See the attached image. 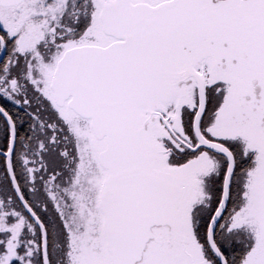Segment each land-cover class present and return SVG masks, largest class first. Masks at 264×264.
Wrapping results in <instances>:
<instances>
[{
  "label": "snow or ice",
  "instance_id": "6c2138e0",
  "mask_svg": "<svg viewBox=\"0 0 264 264\" xmlns=\"http://www.w3.org/2000/svg\"><path fill=\"white\" fill-rule=\"evenodd\" d=\"M0 264H264V0H0Z\"/></svg>",
  "mask_w": 264,
  "mask_h": 264
}]
</instances>
